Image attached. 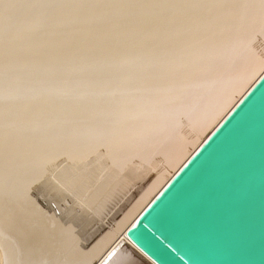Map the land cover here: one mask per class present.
<instances>
[{
	"label": "bare ground",
	"instance_id": "6f19581e",
	"mask_svg": "<svg viewBox=\"0 0 264 264\" xmlns=\"http://www.w3.org/2000/svg\"><path fill=\"white\" fill-rule=\"evenodd\" d=\"M263 72L264 0H0V264H145L125 231Z\"/></svg>",
	"mask_w": 264,
	"mask_h": 264
},
{
	"label": "water",
	"instance_id": "95a60500",
	"mask_svg": "<svg viewBox=\"0 0 264 264\" xmlns=\"http://www.w3.org/2000/svg\"><path fill=\"white\" fill-rule=\"evenodd\" d=\"M124 236L151 264H264V72Z\"/></svg>",
	"mask_w": 264,
	"mask_h": 264
},
{
	"label": "rangeland",
	"instance_id": "374dc122",
	"mask_svg": "<svg viewBox=\"0 0 264 264\" xmlns=\"http://www.w3.org/2000/svg\"><path fill=\"white\" fill-rule=\"evenodd\" d=\"M144 262L145 264L149 263V261L143 256L142 259L139 261V263H144Z\"/></svg>",
	"mask_w": 264,
	"mask_h": 264
}]
</instances>
